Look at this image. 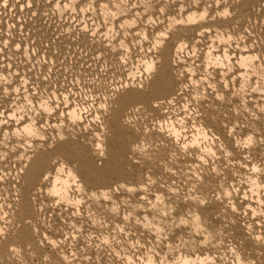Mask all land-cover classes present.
Masks as SVG:
<instances>
[{"label": "bare ground", "instance_id": "6f19581e", "mask_svg": "<svg viewBox=\"0 0 264 264\" xmlns=\"http://www.w3.org/2000/svg\"><path fill=\"white\" fill-rule=\"evenodd\" d=\"M221 2L230 5L232 15L227 19L219 17L215 0H62V3L70 5L67 9L57 8L55 0H31V7L29 0H8V7H4L3 0H0V86L7 79L13 89L11 103L5 102L8 97L0 96V113H5L0 116V121H8L3 127L9 129L7 140L0 134V176L5 177L0 182V206L10 212L14 221L9 240L0 239V264H33V261L40 259L39 253L44 251L41 238L45 235L67 248L66 264H113L118 259L116 253H121L125 260L130 257L138 260L139 264H147L149 260L155 264L158 259L164 260L165 264L170 261L171 264H183L184 261L199 264L201 260H207L209 264L217 260L220 264H233V248L249 264H264V251L248 227L255 220V234H259L260 221L264 220V170L252 171V167L264 169L261 163L264 152L252 150L250 154H241L229 165L223 179L206 184V188L215 189L216 184L223 185L226 181V190L231 192V204L237 208L236 214H232L230 208L221 206L212 191L193 193L201 195L208 202L202 206L205 208L202 216L204 227L220 234L221 242L212 240L210 244L203 243V233L173 227L171 220L175 219L177 213L188 211L187 207L181 209L182 205L187 204L183 199L172 204L165 201L169 208L167 221L156 216L147 203L150 199L155 203L154 195H145L143 191H140L139 197L136 193H115L112 201L103 205L99 201L84 202L79 206L68 203L82 199L84 191H87L77 169L87 178L89 185L94 184L98 177L104 183H110L113 179L124 183V176L128 180L140 178L143 165L138 169L128 166L126 172L114 175L118 165L126 164L123 151L125 138L119 134L105 141L104 157L98 156L91 143L77 135L79 130L73 134L70 143L64 145L63 150L73 160L70 167L81 191L73 192L75 185L72 178L67 175L62 177L68 183L62 205L51 200L38 204L33 198L37 190L31 187L28 180L21 178L16 167L18 154L24 152L25 147L14 133L22 123L41 120L40 113L36 111L39 99L27 104L23 97L32 99L30 93H36L39 86L40 98L47 99L52 95L49 107H53V102L67 103V110L76 109L79 112L84 106L81 97L87 96L91 100L92 88L99 87L93 76L103 72L111 79L112 72L104 71L105 67H117L118 70L112 50L118 49L121 41L128 50L127 67L131 70L132 65L139 64L144 56L138 51L139 46L143 44L147 50V44L138 37L146 33L158 34L175 19L186 21L206 10L209 15L204 20L176 26L188 37L186 42L190 43L196 55H191L188 49L180 55L173 49L172 75L183 70L191 74L192 80L202 77L215 89L225 86L224 90L242 109L238 132L246 134L248 129H254L259 133L264 123L259 119V109L264 107V68L259 60L250 61V57L264 55V0ZM180 4L188 5L183 12ZM209 4L211 8L206 7ZM85 28L89 29L87 34ZM92 32L97 34L95 39ZM18 44L21 46L19 50L16 47ZM105 49L110 51L105 52ZM98 54L103 56L99 68L96 63ZM74 77L77 80L82 78L87 87L73 85ZM17 87L21 88L19 95L15 92ZM201 91H204L203 86ZM232 93L236 95L232 96ZM17 105L16 118L13 119L10 109ZM204 107L216 108L211 97L207 98ZM236 107V103L231 105L233 113ZM245 108L246 112L243 111ZM220 111L224 112V109ZM160 115L168 116L163 110ZM252 116H255V122L249 119ZM168 118L172 119L170 116ZM17 120L21 124L18 125ZM47 123L55 124L56 121L45 117L40 127H46ZM233 123L237 122L234 120ZM176 131H180L179 127ZM212 131L219 135L216 129ZM184 134L192 138L191 131ZM220 139L224 140V137ZM208 143L211 145L212 141ZM32 151L41 153L47 149L42 143H37ZM194 160L191 154L182 155L176 161V166L187 174L188 168L194 167ZM153 171L157 172L152 177L157 182L156 186L166 189L168 177L160 175L155 165ZM149 174L143 170L145 178ZM177 179L182 177L177 175ZM112 186L115 187L114 184ZM156 186H153V193ZM95 190L92 188V191ZM29 200L32 205V216L29 217L31 229L21 220ZM9 203L13 205L12 208L7 207ZM113 205H119V214L109 211ZM160 207L163 209L165 205ZM129 213L130 221H124V216ZM146 223L154 227L146 228ZM121 227H125L126 231L119 233ZM105 239L109 241L107 245L102 243ZM10 241H15L18 249L16 255L9 252L12 247ZM225 248L229 250L226 252ZM59 255L62 258L65 253Z\"/></svg>", "mask_w": 264, "mask_h": 264}, {"label": "snow or ice", "instance_id": "6c2138e0", "mask_svg": "<svg viewBox=\"0 0 264 264\" xmlns=\"http://www.w3.org/2000/svg\"><path fill=\"white\" fill-rule=\"evenodd\" d=\"M55 3L57 8L61 9H67L70 6L67 3H62V0H55ZM3 5L8 7V0H3ZM31 6V0H29V7ZM187 6V4H180L181 12ZM206 7L211 8L212 5L209 4ZM229 7L230 5L223 4L221 0H215V8L219 17L229 18L232 15ZM161 11L163 12L164 9L161 8ZM208 15L206 10L197 17H189L186 21L177 18L174 23L164 26L158 34L146 33L142 37H138L147 44V50L145 51L143 44L139 46L138 51L144 53V56L140 58L139 64L132 65L131 70L127 67L128 50L125 49L124 43L121 41L119 48L112 50L118 70L117 67H105L104 71L112 72L111 79L103 72L93 76V80L99 87L92 88L91 100H88L87 96L81 97L84 106L79 112L76 109L67 110V103L53 102V107H49L52 95L50 94L47 99L40 98L39 86L36 93H30L32 99L27 96L22 98L27 101V104H33L35 100L39 99L36 111L40 113V122L22 123V126L14 133L20 138L21 145L25 147V151L18 154L17 171L22 179L28 180L31 187L37 190L33 198L38 204L44 200H51L59 205L64 203L65 194L68 191V183L62 179L65 175L72 178V183L75 185L72 191H81L79 182L70 167L73 160L63 150L64 145L70 143L71 137L77 133V130H79L77 135L83 136L85 141L90 142L100 157L106 155L105 141L119 134L125 138L123 151L126 164L118 165L114 170V175H118L121 171L126 172L128 166L138 169L141 165L144 166L143 170H147L150 174L145 178L142 170L139 179L128 180L124 176L122 177L124 183H120L117 179H113L110 183H104L98 177L94 184L89 185L87 178L77 169V174L80 175L81 180H84L87 191H84L82 199L70 200L68 203L79 206L84 202L99 201L103 205L111 202L112 195L115 193H136L139 197L140 191H143L145 195H154L155 203L151 199L147 203L156 216L167 221L169 208L165 201L172 204L183 199L187 204L182 205L181 209L187 207L188 211L181 210L177 213L175 219L171 220L173 227H180L182 230L194 229L198 234L203 233L202 240L205 244H210L212 240L221 242L218 232L209 231L204 227L202 216L205 208L202 206H206L208 202L201 195H193V193L212 191L215 199L221 202V206L226 209L230 208L231 213L236 214L237 208L231 204V192L226 190L227 182L225 181L223 185L216 184L215 189L206 188V184L209 181L216 183L223 179L229 165L241 154H250L252 150L264 152V123L261 124L259 133L254 129H248L246 134L239 133V117L242 109L236 100L230 98L229 92L224 90L225 86L215 89L211 84L204 82L202 77L192 80L191 74L183 70L172 75L173 49L180 55L184 53L185 49H188L191 55H196L192 51L190 43L186 42L188 37L182 34L176 26L204 20ZM262 15H264V11H262ZM84 32L87 34L89 29L85 28ZM91 35L95 39L97 34L92 32ZM228 39L231 40V36ZM16 47L19 50L21 46L18 44ZM104 51L109 52L110 50L105 49ZM149 57L154 58L150 59ZM256 60H259L261 67L264 68V55L250 57V61ZM102 61L103 56L98 54L96 58L98 68ZM252 66L255 67V65ZM46 79L47 77H45ZM76 84L87 87L83 84L82 78L77 80L74 77L73 85ZM177 84L180 85L179 89ZM202 86L203 92L201 91ZM12 90V84L4 79L3 86H0V96L8 97L5 100L6 103H11ZM15 92L19 95L21 88L17 87ZM235 95L232 93V96ZM209 97L213 99L216 108L204 107ZM233 103L237 104L235 113L231 111ZM17 108L18 105L10 109L13 119L16 118ZM220 109H224V112H221ZM20 110L23 111V109ZM161 110L168 116H161ZM243 111L246 112L247 109L245 108ZM3 115L5 113H0V116ZM169 116L172 118L171 120L168 118ZM45 117L55 120L56 123H47L46 127H40V124L45 122ZM249 119L255 122V116L249 117ZM259 119L264 122V107L259 109ZM234 120L237 123L234 124ZM7 123L8 121H0V134L4 136L5 140L8 139L9 129L3 125ZM17 124H21V121L17 120ZM177 127L180 131H176ZM213 129H216L219 135L213 132ZM189 131L192 133V138L187 134L182 135ZM221 137H224V140H221ZM89 138L91 139L89 140ZM209 140L212 141L211 145L208 143ZM217 141L220 142L217 144ZM37 143H42L47 151L41 153L32 151L33 146ZM189 154L195 157L194 167H189L185 174L176 166V161L180 160L182 155ZM261 163L264 165V159L261 160ZM153 165L156 166L160 175L168 177L169 183L166 189L156 186L157 182L152 177L157 172L153 171ZM262 170L264 169L252 167L253 172ZM177 175L182 179L178 180ZM4 180L5 177L0 176V182ZM153 186H156L154 193ZM92 188L96 190L92 191ZM105 188L107 191H101ZM182 189H184L183 193ZM216 192H219V195H216ZM21 198L18 197V199ZM160 205H165V207L161 209ZM7 207L12 208L13 205L9 203ZM109 211L119 214V205H113ZM247 214L245 213V215ZM253 215L255 214L253 213ZM30 216H32V205L29 200L25 215L21 218L29 229H31ZM130 218L131 214L129 213L123 219L130 221ZM93 223H95V218H93ZM255 223L254 220L248 227L252 229L255 241L264 251V220L260 221L259 234H255ZM13 226L14 221L10 212L0 206V239L8 241ZM145 227H154V225L146 223ZM161 230L162 228L157 229V232ZM45 231L47 230L45 229ZM125 231V227L119 228V233ZM65 239H69V237H65ZM41 240L44 244V251L39 253L40 259L33 261V264H66L68 259L66 247H61L60 243L55 240H49L46 235ZM10 243L12 247L9 252L11 255H16L18 249L15 241H10ZM102 243L107 245L109 241L105 239ZM135 246L133 245V247ZM228 250L225 248L226 252ZM231 251L233 264H249L239 256L236 249L233 248ZM61 252L65 253L62 258L59 255ZM116 256L118 259L114 260L113 264H139L138 260L131 257L127 260L123 259L121 253H116ZM132 256L134 257L135 253ZM147 264H152V261L149 260ZM155 264H165V262L158 259ZM183 264H189V262L184 261ZM199 264H209V261L201 260ZM214 264H220V261L217 260Z\"/></svg>", "mask_w": 264, "mask_h": 264}]
</instances>
